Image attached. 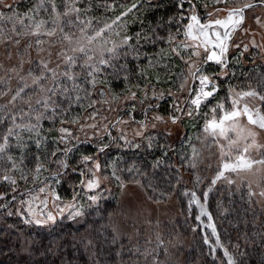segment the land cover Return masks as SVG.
Wrapping results in <instances>:
<instances>
[{
	"label": "rangeland",
	"instance_id": "rangeland-1",
	"mask_svg": "<svg viewBox=\"0 0 264 264\" xmlns=\"http://www.w3.org/2000/svg\"><path fill=\"white\" fill-rule=\"evenodd\" d=\"M79 1L0 0V157L15 163L13 172L0 176V206L14 193L10 187L25 186L13 208L25 221L80 224L87 210L116 198L108 226L114 240L129 242L152 264L162 257V264L181 260L193 245V236L175 228L184 219L181 198L195 204V192L222 186L246 189L264 203V100L234 80L233 67L236 60L264 61V0H184L185 22L168 51L148 59L162 76L121 90H110L100 75L129 43L124 18L138 1L108 0L103 10L109 13L97 17L90 14L91 1L81 11ZM74 84L82 99L77 114L56 117L55 94L65 95ZM162 100L170 111L159 109ZM152 133L184 146L182 182L166 200L153 199L141 181L104 176L97 155L83 158L86 167L64 196L61 160L37 154L54 140L59 152L74 158L78 143L127 148ZM34 154L38 161L29 165ZM223 261L233 264L230 255Z\"/></svg>",
	"mask_w": 264,
	"mask_h": 264
},
{
	"label": "trees",
	"instance_id": "trees-1",
	"mask_svg": "<svg viewBox=\"0 0 264 264\" xmlns=\"http://www.w3.org/2000/svg\"><path fill=\"white\" fill-rule=\"evenodd\" d=\"M89 1L92 3L91 15L97 17L101 13H109V10H103L104 2L108 0L79 1V11ZM137 1L135 8L124 18L130 35L129 43L103 65L104 72H101L100 77H107L103 83L110 90L140 85L151 74L162 76L150 69L148 59H157L161 53L168 51L173 35L179 32L185 22L180 15L189 5L184 0ZM119 2L122 3L117 0V5ZM49 8L56 12L53 6ZM236 61L233 66L234 80L252 86L264 100V61ZM69 82L64 85H72ZM75 86L65 95L62 92V95L55 94L56 117H65L61 116L63 113L66 116H73L75 112L77 114L75 107L82 99L77 92L79 87ZM160 104V110L172 109L168 108L169 103L165 100ZM148 137L143 138L138 146L127 148L118 147L112 141L104 147L96 143H78L75 148L79 151L76 150L74 158L65 156L63 150L59 152L57 146L61 143L53 139V143H47L44 150L37 154L48 161L52 158L54 161L61 160L57 175L63 180L61 193L64 196H70L71 187L77 185L81 171L86 167L83 158L97 155L104 176L112 172L119 181H141L153 199L166 200L182 182L179 169L182 164L179 159L184 146L178 142L176 148L177 142L164 133H152ZM37 154L30 157L29 161L25 159V162L34 165L38 161ZM17 163L22 161L17 159ZM14 164L5 154L4 158L0 157V176L13 172ZM20 187H10L15 190L7 196L9 205L0 206V264H152L150 258L136 251L129 242L113 239L108 226L118 205L116 198L101 201L87 210L83 223L76 224L63 219L53 224L38 225L25 221L13 209L27 191L25 189H28ZM194 199L195 204L187 205V199L181 198L185 207L184 219L175 227L181 236H193V245L188 252H184V258L169 264H225L224 254L233 258V264H264V203L259 206L246 189L222 186L213 187L206 194L197 191ZM162 261L163 257L158 264H162Z\"/></svg>",
	"mask_w": 264,
	"mask_h": 264
}]
</instances>
